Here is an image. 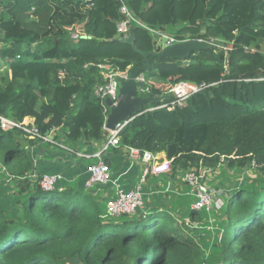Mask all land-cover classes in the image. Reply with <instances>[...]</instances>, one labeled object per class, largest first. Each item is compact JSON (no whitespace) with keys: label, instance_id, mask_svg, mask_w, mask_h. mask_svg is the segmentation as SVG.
I'll use <instances>...</instances> for the list:
<instances>
[{"label":"trees","instance_id":"16d2710c","mask_svg":"<svg viewBox=\"0 0 264 264\" xmlns=\"http://www.w3.org/2000/svg\"><path fill=\"white\" fill-rule=\"evenodd\" d=\"M126 3L152 28L179 25L176 37L216 45L195 51L188 63L151 57L144 74L152 93L162 95L181 81L209 86L183 106L135 116L120 132V148L165 153L175 173H201L224 162L254 169L256 176L230 181V197L211 216L189 210L203 230L188 232L179 223L186 214L178 209L180 199L174 208L148 210L146 202L147 209L114 217L106 214L107 199L43 189L28 177L35 163L22 141L42 140L0 126V163L17 186L9 207L8 189L0 186V264H264V0ZM120 7V0H0V54L7 64L0 115L33 117L42 134L65 130L69 143L106 140L110 108L95 93L106 81L99 65L124 71L145 64L134 45L119 40ZM134 28L136 47L160 50L147 28Z\"/></svg>","mask_w":264,"mask_h":264},{"label":"built area","instance_id":"2783aa9c","mask_svg":"<svg viewBox=\"0 0 264 264\" xmlns=\"http://www.w3.org/2000/svg\"><path fill=\"white\" fill-rule=\"evenodd\" d=\"M120 2V10L124 17L123 20L117 22V29L121 37H127L130 30L134 27V24H139L147 28L157 38L158 42L161 40L163 35L168 36L169 44L190 39L188 37L180 39L173 34H168L148 26L134 15L132 10L127 5L126 0H120ZM72 36L75 39L78 38L77 33H73ZM197 39L205 40L202 38ZM99 66L102 69V73L106 81L96 86L95 93L101 98L105 109H107L109 108L106 102L107 98L112 99L114 103L118 100V89L120 86L118 77L127 79L132 67L129 66L127 70L120 71L114 70L108 64H100ZM136 79L145 83V87L142 88L145 95L152 93L151 86L147 83L144 72L140 73ZM208 86L209 84L206 83L198 84L196 82L181 81L170 88L168 92L164 93L174 94L170 102L162 103L164 101L163 100L161 102L162 104L150 107L147 111H153L160 108L172 110L176 106H183L187 103L189 97ZM139 90H141L140 87ZM34 122L35 119L32 117H26L22 121H17L16 119L5 115H0V126L4 131L20 129L30 138H39L44 142H54L52 138L53 133L50 132L49 134H42ZM129 122L130 121H124L119 123L115 130L105 128L108 131L107 138L100 143L97 151L92 153L88 151H73L78 158L97 159L96 162H93L88 166V171L90 173V177L86 182V187L88 189L92 188L94 184L111 183L114 186V193H112L106 201V214L108 216L118 217L121 215H134L138 210H144L146 207V184L148 175H160L162 173H170L173 171V159H169L165 156L163 157L162 153L150 150H141L140 148L134 146H127L126 149L131 159H133V161H140L144 164L141 179L132 189L125 190L118 180L113 178L111 167L104 160L103 155L107 153L111 147H120V132ZM4 170H6L5 167ZM208 170L209 169H203L202 172L199 173L196 168H191L187 171L181 172L182 180L190 187L191 192L196 197L192 208L198 212L206 210L207 213H210L214 209H222L225 204L224 196L227 194L226 190L221 187H210L203 181ZM26 177L27 176H23L20 178L24 179ZM28 177H30L33 181H38L43 189L47 191L58 188L59 183L63 178L61 174H39L35 170L30 172ZM59 189L62 190L63 188L59 186Z\"/></svg>","mask_w":264,"mask_h":264},{"label":"crops","instance_id":"0c3cea01","mask_svg":"<svg viewBox=\"0 0 264 264\" xmlns=\"http://www.w3.org/2000/svg\"><path fill=\"white\" fill-rule=\"evenodd\" d=\"M52 133L54 142L50 143L44 141L39 142L37 140L31 143L30 141L22 140L24 147L30 152L31 158L35 163V171L39 174H61L63 178L60 181V187L64 189L70 187L72 190L79 191L84 190L85 193L93 194L95 197H100L103 200H106L112 193H114L115 189L111 183L99 184L98 189H96L95 186L90 188L92 190L88 189L86 187V182L90 177L88 166L93 162H96L97 159L78 158L73 152L88 151L92 153L99 149L100 143L86 144L83 141L69 143L66 140V134L62 140H55L54 130ZM31 140L34 139L32 138ZM110 149L109 152L103 155V158L106 162L108 161L107 163L110 165L113 172V178L118 180L125 190L132 189L139 182L143 174L142 171L140 179L138 180L139 171L135 170L133 174L131 173L132 170L139 165L140 161H133L125 148L121 149L119 147ZM162 156L166 157L165 153H162ZM1 164L2 166H5L3 163ZM174 173L175 172L172 171L160 175H148L146 184V202L149 208L148 210L155 208L164 210L167 205H172V208H174L172 202L179 198H177L178 193H174L176 194L175 196L171 194L173 189L180 190L181 193L185 191L184 194L188 193L186 189L187 184L182 180L181 172ZM203 181L210 187L216 186L213 184L215 179H211L208 175L204 177ZM226 186H230V183L227 182ZM226 190L230 191L229 189ZM162 192H164V194ZM166 192L168 194H165ZM181 193L180 195H182ZM227 195L228 194H226V196ZM178 202L180 203L178 209L186 212L184 201L179 200ZM182 214L184 213L182 212Z\"/></svg>","mask_w":264,"mask_h":264},{"label":"water","instance_id":"95a60500","mask_svg":"<svg viewBox=\"0 0 264 264\" xmlns=\"http://www.w3.org/2000/svg\"><path fill=\"white\" fill-rule=\"evenodd\" d=\"M204 29L202 33H205ZM119 40L134 45L135 51L142 54L145 60L144 65L133 66L130 69L128 78L118 77L119 89L118 100L116 103L112 99L107 98L106 102L110 108L105 121V128L115 130L117 125L124 121H131L135 116L144 113V107L150 103H161L165 99L173 98V93L155 95L149 93L145 95L142 88L145 87L144 82L138 81L136 78L142 72H148L151 69V57H172L175 59H188L195 51L212 48L216 45L213 40H201L197 38H190L182 42L168 43V36L163 35L159 41L160 50L154 49L153 51L143 52L135 46L136 32L133 27L127 37H119ZM139 87L141 90H139ZM47 131L46 134H49Z\"/></svg>","mask_w":264,"mask_h":264},{"label":"rangeland","instance_id":"374dc122","mask_svg":"<svg viewBox=\"0 0 264 264\" xmlns=\"http://www.w3.org/2000/svg\"><path fill=\"white\" fill-rule=\"evenodd\" d=\"M179 28V25H175V26H169L165 29V33L168 34H173L177 29ZM2 43H0V47H1ZM7 68V64L6 61L3 60V58L1 57L0 54V75L1 72L4 71ZM54 134L55 136H57L56 140H62L65 136V130H59V129H55L54 130ZM67 142H70L69 139L67 138ZM113 147H111L112 149ZM110 149V150H111ZM5 166H2V164L0 163V186L5 187L6 189H8V193L6 195V205L12 206L14 203L12 202L14 200L13 194L17 191V186H15V182L11 179V177L6 173V170H4ZM143 163H139V165H137L133 170H132V174L135 172V170L139 171V177L138 180L140 179V176L142 174L143 171ZM245 171V172H244ZM207 175L212 179H215V182L213 184H215L216 186L213 187H221V188H225V184L227 182L230 183V181L234 182V184L237 183H245L247 180V175L251 178H254L256 176V172L254 169H233L231 167H228L227 164H225L224 162H221L220 165H218L214 170L213 169H209L207 172ZM140 181V180H139ZM60 184V183H59ZM18 185V184H17ZM95 188L98 189L99 188V184H94ZM188 186V185H187ZM186 189L188 191V193L184 194L185 191H183V193H181L180 190L177 189H173V191H171V194H173L174 196L176 194L174 193H178L177 196L180 200L184 201V208L186 210V214L182 215L181 217H179V223L182 225L183 230L187 231L189 229H193V227L196 228V230L198 231H202L203 229H201L200 225H202L203 221H194L190 218V215L188 213L189 210L193 209L192 205L196 200V197L193 195V193L190 190V187H187ZM59 187V186H58ZM19 188V187H18ZM70 188V187H69ZM175 188V187H173ZM71 189V188H70ZM20 190V188H19ZM92 190V189H90ZM163 193V192H162ZM180 193L182 195H180ZM226 193H228V197H230L231 192L226 190ZM66 197H70L71 194L69 192H67L65 194ZM16 207V206H15ZM206 210H203L202 212H205ZM214 213V212H213ZM217 214L218 212L214 215V217L217 219ZM208 215L211 216V213H208ZM130 216V215H129ZM207 220V217H206ZM190 232V230L188 231Z\"/></svg>","mask_w":264,"mask_h":264},{"label":"clouds","instance_id":"9594fccd","mask_svg":"<svg viewBox=\"0 0 264 264\" xmlns=\"http://www.w3.org/2000/svg\"><path fill=\"white\" fill-rule=\"evenodd\" d=\"M33 118V117H32ZM52 133V132H51ZM34 139V138H33ZM231 192V191H230ZM228 194V193H227ZM228 196V195H227Z\"/></svg>","mask_w":264,"mask_h":264}]
</instances>
